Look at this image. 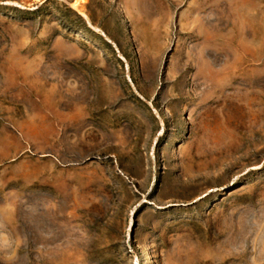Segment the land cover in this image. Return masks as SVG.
<instances>
[{"label":"rangeland","instance_id":"1","mask_svg":"<svg viewBox=\"0 0 264 264\" xmlns=\"http://www.w3.org/2000/svg\"><path fill=\"white\" fill-rule=\"evenodd\" d=\"M0 264H264V0H0Z\"/></svg>","mask_w":264,"mask_h":264},{"label":"bare ground","instance_id":"2","mask_svg":"<svg viewBox=\"0 0 264 264\" xmlns=\"http://www.w3.org/2000/svg\"><path fill=\"white\" fill-rule=\"evenodd\" d=\"M74 7L77 9V7L74 5Z\"/></svg>","mask_w":264,"mask_h":264}]
</instances>
